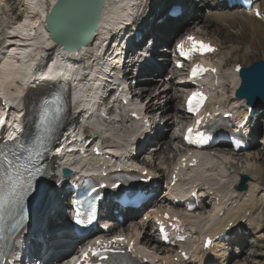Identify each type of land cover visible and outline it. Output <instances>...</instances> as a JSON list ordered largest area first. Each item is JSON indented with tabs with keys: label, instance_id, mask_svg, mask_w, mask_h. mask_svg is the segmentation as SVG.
Here are the masks:
<instances>
[{
	"label": "bare ground",
	"instance_id": "6f19581e",
	"mask_svg": "<svg viewBox=\"0 0 264 264\" xmlns=\"http://www.w3.org/2000/svg\"><path fill=\"white\" fill-rule=\"evenodd\" d=\"M29 4L31 5L30 7V11L28 9H24L25 11V15H29V20L27 22H25L24 24H20L17 29H15L13 31L14 33V37L8 35L6 37L7 43L10 45L9 47H7V50H10L11 47H14V43H17L20 39L22 40L25 37V34H30V32H34L35 33V42L34 45H39L42 46L44 45L46 48L49 47V39H48V30L46 27V22H45V18L47 16V14L49 13V9L52 6V4H54L56 2V0H28ZM137 5L136 0H106L105 3V7H104V12L102 15V20L100 23V27L96 33V36L94 38V40L87 45L86 47H84L81 51H79L78 53H74V55L71 54H67V56L69 57V60L73 63V65L77 68V72L76 75L77 76H85L88 74H92V77L95 79L96 78V74L99 70H101V66L103 65V58H102V54L101 52L103 51V46L106 44L107 40H108V36L109 35H113L115 34L116 37L119 36L118 32L119 30L121 31L122 27L124 26V22L126 20V17L130 16V13H132V11L135 10ZM202 5L203 7L206 6V8H208L210 10V15L207 16L205 14L199 13L194 25H196L197 27H200V25H202L201 23H203V26H206V29L208 28V26L212 25L213 27V31L214 33L218 34H225L223 27H216V26H221L224 24V22H228L232 19V22H237L238 24L240 22H243L245 27L250 26L251 27V31L253 33L259 34V36H263L264 38V27L263 25L252 19L249 17H246L244 14L242 13H234L232 11L226 10L224 6H220V5H216L211 2H209V0H202ZM29 11V12H28ZM212 19H221L223 21V23H217L218 25H214V21ZM201 22V23H198ZM11 25V24H10ZM169 28L168 30L175 32L177 31V29L175 28H179V25L175 22V21H170L168 22L164 28ZM249 28V27H248ZM179 29H183L182 27H180ZM203 29V28H202ZM180 30V31H181ZM190 28H188V32H189ZM204 30V29H203ZM197 34V33H196ZM203 38H205L202 34H197ZM259 37V38H260ZM264 40V39H263ZM215 43V42H213ZM216 44V43H215ZM42 53V52H41ZM39 57L41 56V54H38ZM228 55V54H227ZM57 58L60 60H65V55H61L58 54ZM37 60L38 59H33L32 60V66L37 64ZM222 60V58L220 59ZM2 67H4L6 69L5 74L2 76L1 80H0V86H3L4 89L6 90H11L12 87L14 86V83L18 82V81H22V80H26V74H28L30 72V66L25 65V64H19L16 61V58H12L9 59L8 62H5ZM151 71V70H149ZM169 75H166L165 77H168ZM240 77L235 75V78L233 79V92H235L240 85ZM175 81V80H174ZM172 79L170 80V83L165 81V78H162L161 81L159 83H157L156 86H149L148 89L143 88L140 89L139 94L140 96L138 97V99L142 98V97H147L149 96L150 92L154 93L151 97H147L148 99V104H147V109L153 111V113H155L156 115H160L163 116V118L161 117L162 121L166 122L167 127H169V130H171L172 126H174L175 123H178L179 120L182 119V111L177 108V110H175L174 113V103L175 102H179V97L176 98V95L174 97V95L172 94V87H175L177 91H180L179 93L183 92L182 88L179 84H176ZM44 83H41L39 85H41L43 88H48V86H50L51 84H46V85H42ZM145 85H150V84H145ZM18 91H21V86H16ZM98 87H100V85L97 83L90 85V87L88 89H85L82 86V83L76 88L75 93L73 94L72 97V110L70 112L71 114V118H70V124L74 123L76 121V117L78 114H84L88 112V108H89V104H90V100L92 99H96L98 97L99 94V89ZM35 90H32L30 95L34 96L35 95ZM169 98L168 103L165 107L162 106L161 101L165 98ZM181 99V97H180ZM234 99V98H233ZM89 102V104L87 103ZM240 102H234L231 100L230 104L231 105H237L238 107H240L239 105ZM180 104V103H179ZM99 128L101 130H103L104 132L110 134L112 136V138H114V140L117 141L118 143V147H121L122 144H124L123 139L125 138V135H127V133L133 129V127H124L122 126L121 123L119 124H107V123H101L99 125ZM175 128H173L174 130ZM172 131V130H171ZM172 133V132H170ZM170 135V134H169ZM164 138V136H162L160 139L162 140ZM159 139V140H160ZM262 139V138H261ZM260 139V140H261ZM173 141H178V138H174ZM164 142V140H163ZM162 141H159V145H161V143H163ZM172 142V141H171ZM171 142L169 143H165L164 145H162L160 151L164 152V155H168L170 152H172V145ZM263 147L261 149V153H264V141H263ZM255 145V144H254ZM253 145V146H254ZM252 146V147H253ZM253 149V148H252ZM157 150H153L151 153H149L147 156L149 159H152L153 157H156V155H158V153H156ZM248 155L246 161H251V160H259L260 161V154H256V155H250V152L248 151ZM162 154V153H161ZM245 156V155H244ZM139 160L138 162L140 161ZM161 160L165 159V163H160V165L156 168L157 171H152L150 163L149 162H145L144 163H140L146 166L147 169L151 170L154 174H159L162 177L164 176V169L168 166V164L170 163V161L164 157V158H160ZM210 161L215 162L216 160L210 159ZM226 163V165L224 164ZM240 163L244 164L243 160L234 157V155L230 156H224L221 157V161H217L218 166L221 167V174H227L228 172H230V170L234 169V168H238V166L235 167V164L239 165ZM231 166V169H230ZM229 167V170H228ZM253 166L251 165H247V169H252ZM239 169V168H238ZM257 171V177L259 178V181H264V168L261 167V165L255 164V169ZM252 170V171H253ZM213 173V171H212ZM247 171H244V175H248ZM239 175L243 174L242 172H238ZM238 175V176H239ZM253 175V174H252ZM231 176V175H230ZM238 176H236L235 178H230L233 182V184L238 180ZM221 178V177H220ZM225 178H227V175L224 176V178L222 177V180H224ZM209 181L211 183H213V190H219L217 188V186L219 184L216 183V181L213 179V176H211L209 178ZM227 181V180H225ZM224 182V181H223ZM226 183V182H225ZM231 184V183H230ZM253 184V183H252ZM221 186V185H220ZM228 186V185H227ZM254 186L251 189H248V191L246 192H241L240 196L244 197V198H249L250 199V203L248 204H244L240 205V208L238 210H236V212H234L233 215H235L234 219L232 217H227V218H222V219H216L214 218V214L212 213L211 215L202 216V211L200 213H198V217L195 216L196 214H194L192 217H194V230H197L198 233L202 234V232H204V230H206L205 235H216V232H222L224 231L223 229H225V227L230 223L229 220L233 219L235 221H239L242 220L243 218H245L246 216H248V212H245V209L248 207V205L250 204V208L248 209V211L250 212L251 210H256L258 207V204H260V202H262L264 200V198H261V193L262 191H260V188H258L255 185H251ZM250 186V187H251ZM220 188V187H219ZM222 189V188H221ZM225 193V192H224ZM259 193V197H256L257 194ZM227 197V200L229 202H232V204L234 203V195L233 197ZM71 197H68V200ZM162 204V203H161ZM163 204H167L166 206H169L170 203H167V200L163 203ZM163 204L160 206V208L163 207ZM243 204V203H242ZM206 205V204H205ZM257 213V210L255 211ZM237 213V214H235ZM59 214V213H57ZM51 217L48 218V221H50ZM226 219L227 221L224 223V227L222 225V227L214 233L212 234V230L209 231V229H211L209 226V224L207 223H212L214 221H216L215 225L218 224V222H220L221 220ZM255 219V218H254ZM224 222V221H223ZM198 223H206L202 228L198 229L195 227V225H197ZM257 221L254 223L255 225L259 224L257 223ZM47 226V224H46ZM261 226V225H260ZM258 226L257 229H261V227ZM214 228V227H213ZM217 228V226L215 227ZM140 229L142 231L147 232L146 236L144 235V239L141 240V245L142 246H156L159 244L158 238L156 232H153L151 229V226L149 224H143L142 227H140ZM151 229V230H150ZM68 231L64 230L61 237H55L54 235V239H49V241H43V242H39L36 243L35 245L40 247L42 246H47V247H51L54 246L56 244L55 241L58 242V247H56L53 251H52V258H57V260L66 257V259L63 261L62 264H64L70 257L71 252L73 251V249H76L78 247L79 244V240L77 239H71L68 235ZM129 234L136 239H140L137 238L138 235V231L137 229H134L133 231H130ZM261 237V236H260ZM262 239V237H261ZM246 246V241L243 242V249L240 252L239 255H237V253L235 255H237L236 257L234 256V258L230 261V264H232L233 262H237V260L239 258H242L243 255H246V253H248L247 251L249 249H252L254 247V245L249 244L247 247ZM62 251H66L67 253L64 255H60L57 256L58 253L62 252ZM166 251L161 252V254L152 257L150 256V261L152 262V264H175L173 259L175 257L179 256H173L171 257V260L168 261L166 260L169 256V252H167V254H165ZM222 256H225V253L222 252L221 254ZM255 255V254H254ZM257 256V255H255ZM59 257V258H58ZM165 257V258H163ZM254 257V256H253ZM50 258V260L52 259ZM198 258H194V260H192L191 262L188 263H184L181 262L180 264H198L200 262H197ZM166 261V262H165ZM215 262L216 258H208L206 257V260L204 262ZM243 261H245L246 263L248 262L247 259L243 257ZM57 262H53V263H49V264H56ZM239 263V262H237Z\"/></svg>",
	"mask_w": 264,
	"mask_h": 264
},
{
	"label": "rangeland",
	"instance_id": "374dc122",
	"mask_svg": "<svg viewBox=\"0 0 264 264\" xmlns=\"http://www.w3.org/2000/svg\"><path fill=\"white\" fill-rule=\"evenodd\" d=\"M163 3H165V0H162V3L160 5L158 4V6L161 7ZM13 9H16V15L21 14V11L19 9H17V5H14ZM204 14L208 15L209 14V11L204 12ZM14 18H15V15L14 16H7L6 15L5 17L0 18V24L3 25V26H7V24L10 25L9 23L14 22ZM212 20L214 21V25H218L217 23H223V21L221 19H212ZM141 21H142V19H141ZM231 21H232V19L230 21H228V22H224V24L225 25L226 24H229L230 27L233 26V28L235 29V31H237V30H244V27L245 26H243V24H241V23L238 24L237 22H232L231 23ZM198 23H201V22H198ZM236 23L238 25L237 27L235 26ZM201 24L202 25H200V27H198V30H201L202 32H198V33L199 34H202L203 33L204 36H207L210 39H214L212 42H215L217 45L220 42L221 43H224L223 45L226 46V48L224 50H226L227 53H223V55H222L221 58H222V60L226 59L227 54L231 58V59L228 58L227 60H224L223 63H222V64H225L224 67H223V73H224V82L226 83V88L227 89H230L231 90V87L233 86V84L231 85V83H232V70L231 69H232V67L236 63H239L240 65H242V68L243 67L244 68H248V66H250L251 64L253 65L255 62H257V61H259L261 59L264 60V40H263L264 38H263V36L260 37L259 34L254 35L255 33H253L251 31L252 29H251L250 26H248L249 28L248 27H245V29H249V31H247V33H243V34H240L238 36H232L229 33V30L228 29H226V31H225V29L223 28L225 34H220V33L216 34L213 31L212 25L208 26V28L206 29V26L204 27L203 26V23H201ZM223 25H221V26L218 25L216 27H223ZM186 32H188V29L186 31L182 32V35L185 34ZM227 35H229V36H227ZM216 40H220V41L218 42ZM150 86H154V83L152 85H150ZM148 87H146V89H148ZM172 91H173V89H172ZM153 94L154 93H151L150 92L149 96L151 97ZM172 94L174 95V97L176 95V98L179 97V102L178 103L177 102L174 103V113H175V110H177V108L181 109V102H180V97L181 96L180 95L177 96L175 90L173 91ZM149 96H147V97H149ZM147 97H145V99H148ZM168 99L169 98L165 97L161 101V104H162L163 107H165L167 105V103L169 101ZM181 116H182V114H181ZM161 117L163 118V116H160V118ZM176 125H179V122L177 124L175 123L174 126H172V128H171L172 131H173V128H176L175 127ZM171 130H169V127H167V125H166V128L164 129V131L161 132V136H164V138L161 141L163 142V140H164V142L161 143V145H159L157 143V145L154 147V149L157 150L156 153H158V155H156V157H153L152 159H149V158H147L148 156L147 157L144 156L145 158L143 157V158L140 159V162L141 163H144L145 164V162H149L152 171H155L156 172L157 171L156 168L160 165V163H162V162L165 163V159L161 160L160 158L166 157L170 162L172 161L171 164L169 163L170 166L173 165L174 162H175L174 159H173L174 153H173L172 150H171L172 152H170L168 155L167 154L164 155V152L163 151L162 152L160 151L162 145H164L165 143H169L171 141H172L171 142L172 148L174 150H180V148H181L180 141H173L172 134L170 133V132H172ZM263 141H264V138H262L260 142H257L256 145H254L252 147L253 149L251 148V150H250V155H251V153H252V155H256V154L262 155V156H260V161L259 160H251L250 162L249 161H246L245 158H247V155L249 154L248 152L243 153L245 156L243 154H241L240 156L234 155V157H237L240 160L242 159L243 162H244V164H242V163H240L239 165L235 164V167L238 166L239 169L238 168H234L233 170H230V172H228V174H225V175H227V177L230 176V175L231 176L229 178H226L225 179L227 181L224 180V182H223V183L226 182L225 183L226 184V188H225V185H221V186L218 185L217 186V188L219 189L218 191H220L224 195L228 196L229 193H227L225 191V189L232 191V189H231L232 187H231V184H230V182H232L231 179L232 178H235L236 176H238L239 175L238 172H242L243 174H241V175H244V171H247L248 172L247 173L248 175H244V176H247L250 179L249 182H248V185L249 184H252V183L258 184L259 186L261 185L262 182L261 181L258 182V179L259 178L257 177V171L256 170H253V169H255V164L261 165V167L264 168V153H261V149L263 147V144H262ZM219 151H221L224 154L229 153L228 149H226V148L219 149ZM169 164H168L167 167H169ZM224 164L226 165V163H224ZM248 164L251 165V166H253V168L246 170ZM167 167L164 169V176H165V174H167V171H166L167 170ZM230 169H231V166H230ZM241 175L238 176L239 179H241ZM219 177H220V175H219ZM255 186H257V185H255ZM262 190L260 189V191H262ZM263 191H262L261 195L264 198ZM244 204H248V203L245 202ZM244 204H241V205L245 206ZM263 205H264V202H263ZM263 205L260 206V204H258V207H260V211H259L258 207H257L256 210H257V213L259 211V214H257L255 212L257 214V216L259 217V220L261 222H264ZM261 207H262V209H261ZM251 211H253V210H251ZM248 215H250V213ZM257 216L256 217L253 216V219L255 218L254 219V223L256 222V219H257V223H259V224H257V223L256 224H257V226H260L261 225L260 227H261L262 232H263L264 231V225L262 226V223L259 222ZM226 221H227L226 219L221 220L220 222H218L217 225H214V226L210 227L211 229H209V231L212 230L211 232H212V234H214L217 231V229L219 230L222 227V225H223V227L225 226L224 223ZM143 222H144L143 220L142 221L141 220L139 221V223H143ZM216 226H217V228H215ZM152 231H153V229H152ZM146 234H147V232H146ZM146 234H145V236H146ZM260 236H261V234H260ZM263 237H264V232H263ZM81 243L82 242H80V244ZM247 252L248 253H246V255H243L244 259L245 258L247 259V261H248L247 263L245 261H243V257H242V258H239L237 260V262H239V263L233 262L232 264H264V257H263V255H264V239H263V241L261 243H258L256 245L254 244V247L252 249H249ZM254 254L257 255V256H255ZM63 260L64 259H61L60 260V264L62 263Z\"/></svg>",
	"mask_w": 264,
	"mask_h": 264
},
{
	"label": "water",
	"instance_id": "95a60500",
	"mask_svg": "<svg viewBox=\"0 0 264 264\" xmlns=\"http://www.w3.org/2000/svg\"><path fill=\"white\" fill-rule=\"evenodd\" d=\"M106 0H57L48 14V29L56 18L64 22H76L86 31L85 41L76 49L80 51L95 38L100 27ZM244 83L240 97L247 98L250 105L264 102V63L254 65L243 72Z\"/></svg>",
	"mask_w": 264,
	"mask_h": 264
},
{
	"label": "snow or ice",
	"instance_id": "6c2138e0",
	"mask_svg": "<svg viewBox=\"0 0 264 264\" xmlns=\"http://www.w3.org/2000/svg\"><path fill=\"white\" fill-rule=\"evenodd\" d=\"M259 15V13H257ZM188 40L192 43V52H200V54H204L205 52H213L215 49H213L210 45L204 44L203 42H197L193 37H188ZM183 50V45L178 46ZM205 71H215V69H206L203 68L200 65H197L192 72L193 78H195L198 74H202ZM206 101V97L201 92H194L192 95L188 98L187 104H188V111L192 113H197L199 109L203 106L204 102ZM58 111V109H57ZM47 115V113H46ZM201 121H196V128H189L187 131V135L185 139L188 141V143H194V144H204L207 142V140L210 138L207 135H205L204 132H200L197 129L199 128ZM7 146L5 145L3 148H0V193H2L3 185L7 182V179H10V170H11V161L8 160L7 156ZM7 166V169H6ZM7 178V179H5ZM31 185L29 184V188ZM6 204V198L4 195L0 194V220L3 218V211ZM80 213H77V219L76 223L79 224L82 221L80 220ZM167 218V217H166ZM92 217H87V222L91 223ZM163 231V229H161ZM124 243L123 237H116L113 241H110V243ZM96 247H89L86 252L83 253L84 260L87 261L89 253L93 257H97L101 260H108V257L104 255L103 253L108 251V245H105L102 241L97 240Z\"/></svg>",
	"mask_w": 264,
	"mask_h": 264
}]
</instances>
